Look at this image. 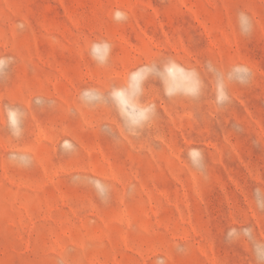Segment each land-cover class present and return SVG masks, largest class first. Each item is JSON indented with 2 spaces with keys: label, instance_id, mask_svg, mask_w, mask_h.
<instances>
[{
  "label": "rangeland",
  "instance_id": "obj_1",
  "mask_svg": "<svg viewBox=\"0 0 264 264\" xmlns=\"http://www.w3.org/2000/svg\"><path fill=\"white\" fill-rule=\"evenodd\" d=\"M99 41L103 65L89 55ZM0 57L13 61L0 77V264H264V0H0ZM168 59L197 71L201 94L169 98L145 72L139 102L156 111L129 129L111 90ZM234 65L251 76L218 106L214 72ZM5 105L22 114L18 138Z\"/></svg>",
  "mask_w": 264,
  "mask_h": 264
},
{
  "label": "clouds",
  "instance_id": "obj_2",
  "mask_svg": "<svg viewBox=\"0 0 264 264\" xmlns=\"http://www.w3.org/2000/svg\"><path fill=\"white\" fill-rule=\"evenodd\" d=\"M113 18L116 21H125L127 14L122 11H115ZM238 23L242 33L247 34L251 31V22L243 12L238 14ZM111 52V45L107 41L93 42L89 46V55L98 64H105ZM11 57H0V77L5 75V69L12 63ZM145 72H153L160 80L164 95L172 98L175 96H184L189 98H198L201 94L203 82L195 69L185 68L175 60L168 59L158 69L155 67L147 69H137L129 74V82L126 87L113 88L110 97L125 125L129 129L142 127L152 115L155 114V104L142 105L139 102V96L142 94L141 82ZM251 76L250 69L244 65H234L225 71L216 70L214 72L215 83V103L222 106L229 102L227 93V84L235 81L241 84L248 82ZM82 96L89 95V91L82 92ZM7 125L12 135L19 137L21 135L20 119L22 114L19 109L5 105L3 109ZM135 134V132H133ZM69 149L70 142L65 141L62 146ZM188 160L191 165L197 169H203V153L198 148H191L187 152ZM9 159H17L15 154L10 155ZM99 192L106 191V187L99 182L96 183Z\"/></svg>",
  "mask_w": 264,
  "mask_h": 264
}]
</instances>
